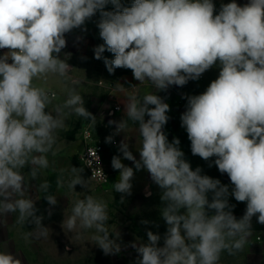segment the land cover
I'll use <instances>...</instances> for the list:
<instances>
[{
  "label": "clouds",
  "instance_id": "9594fccd",
  "mask_svg": "<svg viewBox=\"0 0 264 264\" xmlns=\"http://www.w3.org/2000/svg\"><path fill=\"white\" fill-rule=\"evenodd\" d=\"M108 4L114 10L105 11ZM97 12L104 43L94 53L96 59L105 50L114 55L112 60L104 58L109 73L129 69L140 84L147 81L161 91L198 80L219 66L218 77L207 89L187 98L181 126L192 154L204 160L216 157L215 166L233 185L231 195L246 202L241 218L231 211L228 186L202 175L200 168L193 170L178 147L179 139L169 142L163 128L170 108L160 96L146 94L139 100L133 95L126 107L127 119L109 121L119 134L130 120L141 137L139 159L124 140L119 145L134 168L124 165L119 156L111 161L120 173L112 187L122 194L121 202L131 194L134 169L146 170L161 190L160 214L167 225L164 244L158 246L161 236L147 231V242L131 245L139 256L136 264H219L222 253L243 250L254 216L264 224V0H248L242 6L231 0L221 4L218 13L213 0H132L131 6L121 0H0V49L7 50L0 55V217L18 213L16 223L31 221L38 236L48 234L43 217L36 215L35 202L25 196L28 186L22 170L29 167L28 175L37 179L40 170L48 168L47 154L56 143V131L65 126L66 115L93 124L96 117L75 87L49 111L56 93L36 81H47L50 75L69 77L73 69L61 58L65 34L81 28ZM106 142H113V137ZM82 171L68 182L70 190L76 185L88 188ZM72 172L78 168L72 167ZM63 184L58 178L57 185ZM39 187L47 192L49 185L44 182ZM45 199L50 205L57 203L52 195ZM107 208L105 201L85 195L74 201L62 227L69 232L94 229L96 246L105 255L117 254L120 234L109 233ZM0 264L22 261L0 251Z\"/></svg>",
  "mask_w": 264,
  "mask_h": 264
},
{
  "label": "rangeland",
  "instance_id": "374dc122",
  "mask_svg": "<svg viewBox=\"0 0 264 264\" xmlns=\"http://www.w3.org/2000/svg\"><path fill=\"white\" fill-rule=\"evenodd\" d=\"M231 0H213L216 13L219 12L221 4L230 3ZM239 5L248 3V0H236ZM124 6H131L132 0H121ZM114 7L110 10L112 11ZM99 14V13H98ZM104 41L90 39L85 42L87 55L85 63L93 68L91 77L94 81H103L104 83H114L120 77L132 74V71L125 68H117L109 73L104 63V58L114 59V55L107 50L102 53L101 59L95 58L94 49L102 45ZM219 66H215L201 75L198 80H189L184 86L170 85L166 90H162L166 98V103L170 110L167 112L169 117L163 131L168 137L169 142L174 138L179 139L178 147L184 153V159L188 161L193 170L201 169L202 175H207L213 179H218L222 185L228 186L229 195L227 197L231 211L237 219L241 218L246 211V202H237L231 195L233 185L226 173L222 174L215 166L216 157L204 160L191 152V142L188 139L186 129L181 126V115L187 109V98L202 94L211 81L219 75ZM103 86V85H102ZM103 91L107 94L108 89L103 86ZM109 94V93H108ZM114 105L115 98L108 99ZM108 103V106L111 103ZM102 126L104 130L99 134L113 133L110 128L109 120L105 119ZM139 154V153H138ZM139 159V155H137ZM78 168L77 173L71 171L58 172V175L51 173L47 169H41L37 177L38 185L28 189L25 193L26 198L35 202L37 209L36 215L42 216V225L48 228L47 236H38V229L31 221L25 224L16 223L18 213H9L7 216L0 217V251L11 252L18 256L22 264H136L139 256L133 243L147 242V231L161 236L158 246H163L164 235L167 231V225L161 218L160 210L163 206L160 199V188L151 180L147 171H141L135 183L132 184L131 194L124 196L121 202V193H116L111 185L104 186L91 180L84 168L79 162L75 165ZM28 169V168H27ZM87 180L88 188L76 185L74 190L68 188V182L75 175L80 174ZM25 171V170H23ZM63 179L62 187L57 185V179ZM47 182L49 188L47 192L43 191L39 185ZM52 182L54 184H52ZM150 193V194H149ZM46 195H52L57 198L55 205H50L45 199ZM85 195H92L97 199L105 201L108 205V227L109 233L113 236L119 232L117 243L121 246V251L117 254L105 255L104 252L96 246L92 240L95 234L93 230H84L77 228L74 232H69L62 227L64 218L71 214V208L76 199L83 198ZM209 201L212 200L213 193L208 194ZM184 210L182 209L181 212ZM209 214H214V210L206 209ZM149 221L148 224L142 221ZM31 233V234H30ZM250 237V236H249ZM248 237V239H249ZM247 244V243H246ZM246 244L242 251L235 255L222 253L219 264H247Z\"/></svg>",
  "mask_w": 264,
  "mask_h": 264
},
{
  "label": "crops",
  "instance_id": "0c3cea01",
  "mask_svg": "<svg viewBox=\"0 0 264 264\" xmlns=\"http://www.w3.org/2000/svg\"><path fill=\"white\" fill-rule=\"evenodd\" d=\"M111 8H113V5L108 4L105 10H110ZM98 13L99 12L86 21L85 25L81 28L74 29L65 34L67 44L61 51V58L66 60L73 69L69 77L65 78L59 77L58 75H50L47 81L39 80L36 81V84L38 86H44L56 93V98L53 100L52 104L49 105V111H52L56 105L62 104L67 99L68 90L75 87L77 92L84 98L85 108L96 117L95 124L97 126L99 125L98 132H102L104 130L102 126L108 124L107 122L104 123L105 119H107V121L117 122L122 118L127 119L126 107L129 98L133 95L139 100H142L146 94H156L162 98L164 103H166L167 100L163 93L164 90L158 91L154 85L147 81L140 84L139 81L134 79L133 75L127 74L113 83V98L116 99L115 103L119 104L121 109L113 114L111 113L113 103L108 100L111 99L108 94L109 92L106 94L104 92L105 90L103 91V86L99 84L101 80L94 81L90 78L93 68L85 63V56L87 55L85 42L90 39L101 40L97 27L100 20V14ZM73 79L79 81V84L73 85L71 83ZM109 102L111 105L108 106ZM150 107L153 106L150 105ZM65 111L67 112V110ZM148 118L149 117L146 116L145 120ZM65 120V126L56 131L57 139L53 149L47 154V159L49 161L47 170L51 173L57 172V174L53 175L54 177L58 175V172L71 171L72 167H75L79 162L82 164L80 153L83 149L84 142L81 137V129L88 120L83 117H78L75 114L66 115ZM110 128L113 130L118 144L116 146H107L105 152V163L111 177V183L109 185L117 182L120 176L119 170H115L112 167L111 161L114 156H119L124 165L134 168L133 161L125 159L119 151L121 141L124 140L125 143L129 144V150L132 151L133 155L137 158L141 140L138 126L130 120L128 121V127L119 134L116 132L115 124H111ZM23 170L25 184L28 186V189L36 187L38 185L37 179H31L28 175L30 168L26 166ZM141 171L145 173L146 170L142 169L137 171L134 169V178L131 181L132 184L135 183L137 177L141 175ZM54 183L52 182V184ZM246 257L247 264H264V224L258 223L255 216L252 218V234L246 244Z\"/></svg>",
  "mask_w": 264,
  "mask_h": 264
},
{
  "label": "built area",
  "instance_id": "2783aa9c",
  "mask_svg": "<svg viewBox=\"0 0 264 264\" xmlns=\"http://www.w3.org/2000/svg\"><path fill=\"white\" fill-rule=\"evenodd\" d=\"M6 49H0V55L4 54ZM99 84L106 87L109 91V96L113 98V83H104L99 81ZM121 109V106L115 103L112 106L111 113H115ZM107 125L105 124L104 127ZM96 124L91 123L89 120L84 124L81 129V137L84 142L83 149L80 153V160L86 169L89 178L101 185L108 186L111 183V177L105 163V152L107 146H116L118 140L112 132L107 134H99ZM112 136L113 142H106V138Z\"/></svg>",
  "mask_w": 264,
  "mask_h": 264
}]
</instances>
